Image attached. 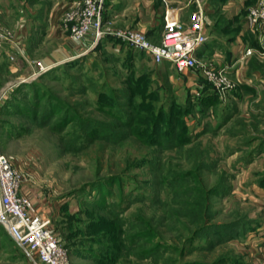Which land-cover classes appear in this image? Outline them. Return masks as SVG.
Masks as SVG:
<instances>
[{"label": "rangeland", "instance_id": "1", "mask_svg": "<svg viewBox=\"0 0 264 264\" xmlns=\"http://www.w3.org/2000/svg\"><path fill=\"white\" fill-rule=\"evenodd\" d=\"M11 1L18 8L25 0ZM221 14L226 36L245 30L242 22L228 28ZM245 35L264 51V31ZM115 46L110 40L46 70L36 46L28 50L34 64L21 60L27 50L4 48L0 149L45 197L71 264H248L230 238L252 205L231 190L248 155L264 153V55L249 58L248 82L232 74L237 86L220 97L201 87L198 72ZM252 174L264 179V157ZM203 189L212 193L202 224L190 213L193 202L203 205ZM0 264H33L2 226Z\"/></svg>", "mask_w": 264, "mask_h": 264}, {"label": "crops", "instance_id": "2", "mask_svg": "<svg viewBox=\"0 0 264 264\" xmlns=\"http://www.w3.org/2000/svg\"><path fill=\"white\" fill-rule=\"evenodd\" d=\"M74 1L77 0H25L20 2L18 8H15L11 6V0H0V25L6 24L14 33L21 32L22 36L25 37V40L23 37L20 41L21 52L24 53V50H27V56H24L22 61L29 64L35 63L34 59L28 56L31 45L36 46L37 51H42L39 60L49 68L75 57L87 56L88 52L95 46L93 40H75L71 31L72 24L65 18V11ZM202 1L207 12L206 31L209 39L204 45L201 55L205 58L206 56L208 58L214 56L216 61L218 60L220 63H234L232 74L236 75V78H240L241 81L248 82L244 75L249 71L250 60L248 59L243 66L235 62L243 47L245 45L250 46L245 35L246 31L250 29L247 9L256 0H219L220 4L217 8L213 1L218 0ZM168 8L179 11V17L186 25L190 23L192 14L197 9L195 0H106L104 17L113 28L139 29L153 39L156 34L163 30V16ZM218 12H221V15L229 22L228 28L242 22L245 24V30L232 35L228 33L226 36L225 30L222 29L219 22L222 18H219ZM18 13L21 14L20 19ZM221 32L223 35L220 34ZM106 41L108 42L105 40L102 43L105 44ZM4 48L13 54L18 52L12 44H2L0 52H3ZM218 53H221L222 56L220 54L217 56ZM227 57H230L229 60ZM11 61L15 60L11 59ZM253 75L256 76V79L261 76L258 72L253 73ZM239 114L241 113L237 108L234 110L232 118ZM263 154L261 152L248 155V164L240 168L238 179L235 180V187L233 186L231 190L233 195L245 199L248 197L249 203L252 205L251 211L246 214L249 220L244 226L237 228L230 238L237 249L247 251L248 264H264V179L252 174L253 166L263 159ZM20 191L39 203L40 212L44 217L49 218L48 213L51 208L46 206L48 202L45 201V197H42L35 188L25 182Z\"/></svg>", "mask_w": 264, "mask_h": 264}, {"label": "built area", "instance_id": "3", "mask_svg": "<svg viewBox=\"0 0 264 264\" xmlns=\"http://www.w3.org/2000/svg\"><path fill=\"white\" fill-rule=\"evenodd\" d=\"M195 3L197 9L188 25L179 17V11L166 9L158 41L139 29L113 28L104 17L106 0L74 1L65 11V18L72 24L75 40L92 39L94 47L107 38L119 40L134 50L148 54L156 65L167 62L180 73L198 72L204 78L201 87L204 88L207 82L220 97H225L237 86L231 72L234 63H220L214 56L213 61L201 56L209 39L207 12L202 0H195ZM247 12L251 31H264V0H257ZM15 34L0 26V46L12 44L20 51V42L14 39ZM18 38L20 40V35ZM120 47L117 45L115 49L120 50ZM256 53L264 55V51L258 52L245 45L235 63L243 66ZM11 59L14 60V57ZM40 68L47 69L41 63ZM237 80L241 82L240 78ZM23 177V171L14 158L0 149V225L19 243L33 264H71L67 248L51 227V219L43 216L35 201L21 193Z\"/></svg>", "mask_w": 264, "mask_h": 264}, {"label": "trees", "instance_id": "4", "mask_svg": "<svg viewBox=\"0 0 264 264\" xmlns=\"http://www.w3.org/2000/svg\"><path fill=\"white\" fill-rule=\"evenodd\" d=\"M257 1V0H256ZM248 13V12H247ZM107 40H111V41H114L115 45H121V46H124L125 44H122L119 42V40H115L113 38H107ZM105 41V40H103ZM103 41H101L97 47H100L102 46L104 43H102ZM107 42V41H106ZM122 48V47H121ZM120 48V49H121ZM130 49H133L130 47ZM207 85H205V88L204 89H207L206 87ZM157 128H159V125L160 124H157ZM169 133V132H167ZM203 192V195L204 197L202 198L203 199V205H200L198 202H193L192 205L196 206L195 209L191 210V213L193 215V221L195 219V222L196 223H204L205 221H207V219H211V203H210V199H211V193H212V190L211 189H203L201 190ZM1 226V225H0ZM3 227V226H2ZM4 228V227H3ZM5 229V228H4ZM6 230V229H5ZM8 233V232H7ZM9 234V233H8Z\"/></svg>", "mask_w": 264, "mask_h": 264}]
</instances>
